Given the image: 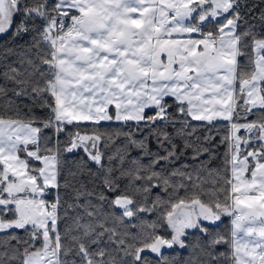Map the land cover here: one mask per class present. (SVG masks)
<instances>
[{
    "label": "snow or ice",
    "instance_id": "6c2138e0",
    "mask_svg": "<svg viewBox=\"0 0 264 264\" xmlns=\"http://www.w3.org/2000/svg\"><path fill=\"white\" fill-rule=\"evenodd\" d=\"M262 5L0 0V264H264Z\"/></svg>",
    "mask_w": 264,
    "mask_h": 264
},
{
    "label": "trees",
    "instance_id": "16d2710c",
    "mask_svg": "<svg viewBox=\"0 0 264 264\" xmlns=\"http://www.w3.org/2000/svg\"><path fill=\"white\" fill-rule=\"evenodd\" d=\"M262 6H264V5H262ZM226 124H227V122H225V121H219V122H217L216 128L213 129V134L216 135V143L219 145L216 149L217 158L213 161V166L221 163V159H222L224 152H225V146L222 144H219V141L221 139V136L224 135L227 131Z\"/></svg>",
    "mask_w": 264,
    "mask_h": 264
}]
</instances>
